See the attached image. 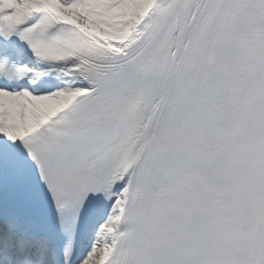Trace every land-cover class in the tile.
<instances>
[{
	"label": "snow or ice",
	"instance_id": "obj_1",
	"mask_svg": "<svg viewBox=\"0 0 264 264\" xmlns=\"http://www.w3.org/2000/svg\"><path fill=\"white\" fill-rule=\"evenodd\" d=\"M0 264H264V0H0Z\"/></svg>",
	"mask_w": 264,
	"mask_h": 264
}]
</instances>
